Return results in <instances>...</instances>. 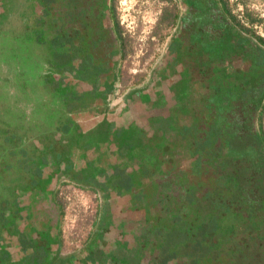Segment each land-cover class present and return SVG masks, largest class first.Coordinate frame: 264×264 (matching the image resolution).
Here are the masks:
<instances>
[{"label": "flooded vegetation", "instance_id": "af4514ba", "mask_svg": "<svg viewBox=\"0 0 264 264\" xmlns=\"http://www.w3.org/2000/svg\"><path fill=\"white\" fill-rule=\"evenodd\" d=\"M0 2L23 5L24 0ZM113 2L34 1L35 22L51 24L36 31L39 42L51 49L50 70L34 82L39 100L32 117L10 110L0 118V127L10 122L0 132V264H179L180 257L166 258L164 247L175 231L196 237L200 221L194 219L195 231L186 234L192 226L171 222V213H194L197 204V213H218L208 200L210 191L197 195L196 177L229 170L235 177L222 173V181L226 177L247 186L248 174L254 173L252 179L264 186V150L255 143L260 123L256 100L261 99L255 88L264 86V69L260 54L256 62L251 58L258 41L234 30L220 0H183L186 12L171 51L147 84L124 86L127 51ZM7 14L0 11V20ZM24 83L13 94L19 102L29 87ZM15 131L19 140L5 143ZM153 137L168 138V145L154 143ZM181 145L187 151L185 163L195 167L181 165ZM19 153L34 164L35 175L17 164L9 172L4 169L8 157L15 161ZM148 153L147 162L138 160ZM144 166L154 171L152 177L145 176ZM133 169L139 171V182L156 185L153 200L131 192ZM67 181L102 192L105 201L83 248L64 255V213L56 193L58 183ZM127 192L138 202L130 209L142 212L141 206L147 213H115L118 206L112 202ZM154 204L166 213H152ZM221 220L223 239L242 227L233 216ZM243 229L237 238L247 239ZM184 243L175 248L185 250ZM37 248L46 254L29 256Z\"/></svg>", "mask_w": 264, "mask_h": 264}, {"label": "rangeland", "instance_id": "374dc122", "mask_svg": "<svg viewBox=\"0 0 264 264\" xmlns=\"http://www.w3.org/2000/svg\"><path fill=\"white\" fill-rule=\"evenodd\" d=\"M34 1L24 0L23 5L10 3L7 5L0 2V11L6 9L9 13L0 20V118H5L6 113L10 110H14L17 115L32 117L35 112L34 106L39 100L36 94L37 89L34 90V82H40L41 74L47 75L50 70L48 62L50 53L48 51L51 49L47 42H39L36 31L41 32L49 29L51 24L47 22L41 25V22H35ZM226 1L238 19L252 27L258 35L264 36V0ZM183 4V0H114L115 16L120 21L125 39L124 51H127L122 61V68L125 72L122 82L124 86H142L150 81L151 74L161 63L166 51H171L170 45L177 32L178 21L186 12ZM41 38L44 39V37ZM19 72L22 73L21 78ZM24 81L29 87L24 92V101L19 102V97L13 98V94L17 92L18 88L21 89L22 84L25 85ZM128 90L123 89V93ZM28 94H30L29 97ZM24 107L26 111H24ZM10 118L12 117L10 116ZM9 123V121H4L3 126L0 127L1 134L10 126ZM12 133L8 139H5V143L12 142L14 139L19 140L18 131ZM150 140L162 145L165 143L168 145L169 142L166 137H153ZM186 152V149L184 150L181 145V165L184 169L195 167L194 164L187 165L185 163ZM14 157L15 161L8 157L9 161L3 165L7 172L13 168L14 164H17L25 171L31 172L32 175L36 174L33 169L34 164L28 158L23 160L22 153ZM150 157L151 153H148V155L139 156L138 160L145 163ZM131 173L136 177L131 181L136 184L132 187L131 192L143 194V200H153L156 195V185L151 180L145 184L139 182V171L136 169H133ZM229 174L231 173L229 172ZM188 178L190 181L194 180L193 175ZM223 181L215 170L207 171L203 176L196 177V183L202 184H197V195L205 194L209 189L211 192L208 197L209 201H213L215 204L225 201L228 205H234L233 201L235 200L230 198L232 197L230 193L236 192L233 183L229 184L231 189L229 195L227 192L224 193L225 196L217 192L218 185H226ZM16 188L21 189V187ZM57 189L56 197L64 213L60 225L63 236L62 250L63 254L67 255L83 248L90 231L97 226V213L102 209L105 199L102 192L87 187L81 188L70 181L58 183ZM135 202L138 203L127 192L112 204L115 209L118 206L115 213H121L120 210H123L124 213H147L141 206L138 207L142 212L130 209L131 204ZM199 207L200 205L197 204L194 213L199 211ZM183 208L184 206L180 205L181 211ZM151 211L152 213H166L157 204L152 205Z\"/></svg>", "mask_w": 264, "mask_h": 264}, {"label": "trees", "instance_id": "16d2710c", "mask_svg": "<svg viewBox=\"0 0 264 264\" xmlns=\"http://www.w3.org/2000/svg\"><path fill=\"white\" fill-rule=\"evenodd\" d=\"M220 1L222 2L221 4L223 13L228 17L230 22L229 24L234 28V30L236 32H240V28V30L258 41L259 45L256 46L254 44L256 46V51L252 53L251 58L254 62H256V58L260 54L262 60L261 66L264 69V36L258 35L253 31L252 27H249L240 19H238V17L233 13L232 9L229 8L226 0ZM57 39L55 40L54 44L57 42ZM66 42L68 41L66 40ZM250 42L252 43L253 41L250 40ZM65 49L66 48H64L63 51H70V49ZM262 77L264 78V73ZM255 91L256 95L259 96L258 99L261 98L260 100H256L257 108L260 107V110L258 109L260 123L258 124L259 135L255 138V143L258 145L260 150L263 151L264 104L261 105L260 101L262 99L264 100V86L262 85L259 88H255ZM11 152L14 153L13 151ZM260 155L262 156L263 154L260 153ZM227 171L230 172L229 170H221L216 172L220 176L222 173H227ZM144 172L145 176L147 177H152L154 174V171L150 166L147 169H145L144 166ZM253 175L254 173L248 174L249 185L247 186H242L241 184L235 185L233 182H231L237 188H235L236 192L233 194L230 193V182L226 181V177L228 179H233L235 174H223V176H226L224 177L223 181L226 183V185H218L217 192L223 196H225V192H227L228 195L230 193L232 194V197L230 198L234 199L235 201H233L234 205H228L225 201L215 204L214 208L218 213H171L172 216L169 217V219L172 220L171 222H179L180 220V224L182 226H192V229L186 228L184 230L185 233L190 230L195 231V228L193 227L195 223L194 219L198 218L200 223H198L199 228L194 232L196 237H186L187 235L184 236L182 233L175 234L176 231L172 233L174 237L170 236V241H168L167 245L164 247V254L166 258L173 259L180 257L181 262L179 264H264V186H262L258 180L252 179ZM260 177L262 176H258L257 179ZM126 184H128V181L121 184V186H126ZM231 188L233 189L234 187ZM251 205L253 206L252 209ZM234 206L237 209H235ZM256 210H260V213H253ZM246 211L249 213H246ZM255 215H257V217ZM229 216L236 218L237 222L240 221L242 227H239V230L235 228L232 235H228L225 239H223L222 236L225 235L220 230V226L223 224L225 225V223H223L221 219L227 218ZM240 228H244L243 230L247 236V239L236 237V235H238L241 231ZM183 240L185 242L183 245L185 250H178L175 248L177 247V243L182 242ZM36 252L40 254V258L46 254V250H40V248H37L33 250L29 256H34ZM36 255L38 254L36 253Z\"/></svg>", "mask_w": 264, "mask_h": 264}]
</instances>
